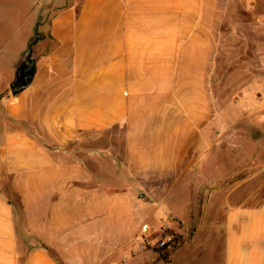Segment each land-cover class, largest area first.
Returning a JSON list of instances; mask_svg holds the SVG:
<instances>
[{
	"label": "crops",
	"instance_id": "0c3cea01",
	"mask_svg": "<svg viewBox=\"0 0 264 264\" xmlns=\"http://www.w3.org/2000/svg\"><path fill=\"white\" fill-rule=\"evenodd\" d=\"M235 10L264 28V0H81L47 23L34 44L33 83L0 114V187L17 199L0 189V264H58L51 250L64 264H89L84 253L101 248L100 226L124 234L118 248L129 255L138 222L149 219L135 198L180 184L188 195L172 216L191 226L201 219L174 229L196 258L264 264V201L192 194L212 184L208 170L224 168L206 161L212 147L243 135L224 127L232 104L218 110L212 93L213 57ZM140 254L147 264L151 256Z\"/></svg>",
	"mask_w": 264,
	"mask_h": 264
},
{
	"label": "rangeland",
	"instance_id": "374dc122",
	"mask_svg": "<svg viewBox=\"0 0 264 264\" xmlns=\"http://www.w3.org/2000/svg\"><path fill=\"white\" fill-rule=\"evenodd\" d=\"M80 4L81 0H0V66L5 65L4 80L0 81V114L3 102L12 97L10 83L15 79L16 69L29 46L36 41V37L47 33V23L58 18L64 10L78 8ZM235 13L236 20H228L223 26L222 41L213 57L212 93L217 99L218 110L232 104L233 110L230 112L233 113V120L224 127L241 130L243 135L230 133L233 136L220 139L212 147L206 161L220 162L224 168L208 170L206 175L211 178L212 184L207 182L194 186L192 194L198 202L204 197L215 198L222 191H227L228 194L234 192L243 195V199L238 200L237 204L259 205L264 201V28L259 23L260 17H254L251 12L235 10ZM35 45L32 47L34 50ZM19 55L21 58L14 61ZM238 142L242 143V149H237ZM216 180L221 183L216 184ZM180 186L181 184L170 194L165 189H160L156 195L159 200L155 197L146 202V198H135L133 205L140 208L144 203L149 219L141 218L138 222V229L130 241L132 249L130 248L129 255L122 254V248H118L123 245L125 235L117 233L114 238V234L106 232L107 226H100L101 248L88 249L84 253L87 262L98 264L103 257L107 258L109 251L116 248L117 253L113 256L115 260L109 262L105 259L103 264H145L138 259L141 252L151 256L147 264H179L178 257L176 258L178 254L179 258L185 260H181L180 264L185 263L188 258V264H204L203 255L196 258V251L187 249L185 240L174 229L180 223L184 228L195 227L201 219L193 218L195 224L191 226L172 216L174 206H181L185 202L184 196L188 195L180 191ZM0 189L9 200H17L8 189L2 186ZM146 224H149L148 233L143 231ZM166 235L176 236L179 245L166 251L150 247L145 251L140 250L142 237L156 243ZM71 241L75 242V238ZM50 253L58 264H64L55 250ZM77 253L76 249L69 250L72 256Z\"/></svg>",
	"mask_w": 264,
	"mask_h": 264
},
{
	"label": "water",
	"instance_id": "95a60500",
	"mask_svg": "<svg viewBox=\"0 0 264 264\" xmlns=\"http://www.w3.org/2000/svg\"><path fill=\"white\" fill-rule=\"evenodd\" d=\"M37 40L29 46V49L25 52L22 60L20 61L16 73L15 79L10 83V91L13 97H16L26 91L33 83L37 73V61L38 55L32 48Z\"/></svg>",
	"mask_w": 264,
	"mask_h": 264
},
{
	"label": "built area",
	"instance_id": "2783aa9c",
	"mask_svg": "<svg viewBox=\"0 0 264 264\" xmlns=\"http://www.w3.org/2000/svg\"><path fill=\"white\" fill-rule=\"evenodd\" d=\"M148 225H144L143 230L147 233ZM179 245L178 238L174 235H166L161 237L158 242L149 241L147 238L140 239V250L145 251L147 248H154L155 250L166 251L171 250Z\"/></svg>",
	"mask_w": 264,
	"mask_h": 264
},
{
	"label": "trees",
	"instance_id": "16d2710c",
	"mask_svg": "<svg viewBox=\"0 0 264 264\" xmlns=\"http://www.w3.org/2000/svg\"><path fill=\"white\" fill-rule=\"evenodd\" d=\"M35 39L37 40V39H39V37H36ZM32 43H33V42H32Z\"/></svg>",
	"mask_w": 264,
	"mask_h": 264
}]
</instances>
